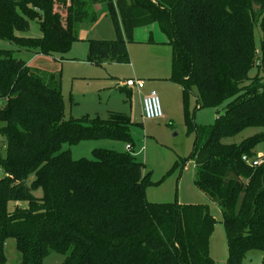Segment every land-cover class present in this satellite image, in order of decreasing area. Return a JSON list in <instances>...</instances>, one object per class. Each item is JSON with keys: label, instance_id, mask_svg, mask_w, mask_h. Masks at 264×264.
<instances>
[{"label": "trees", "instance_id": "obj_1", "mask_svg": "<svg viewBox=\"0 0 264 264\" xmlns=\"http://www.w3.org/2000/svg\"><path fill=\"white\" fill-rule=\"evenodd\" d=\"M97 3L105 4L114 37L87 39L88 62L129 63L135 29L156 23L171 48L168 80L185 99L195 93V108L222 107L205 126L186 114L196 132L193 184L220 210L225 264L264 254V161L241 159L254 157L264 132L224 141L264 127V0H0V40L62 58L80 26L97 19ZM31 19L40 36H18ZM14 51L0 48V264L8 237L20 264H42L51 251L64 255L62 264H218L209 253L216 220L207 205L148 201L149 172L132 150L96 148L89 159L62 149L101 138L133 147L130 116L65 119L60 76Z\"/></svg>", "mask_w": 264, "mask_h": 264}, {"label": "rangeland", "instance_id": "obj_2", "mask_svg": "<svg viewBox=\"0 0 264 264\" xmlns=\"http://www.w3.org/2000/svg\"><path fill=\"white\" fill-rule=\"evenodd\" d=\"M153 47L142 43H128L132 58L129 63L104 62L94 65L87 61V39L106 38L113 33V28L107 14L98 15L92 23H85L78 31L79 39L75 40L70 50L60 55H44L41 53L17 50L8 41L0 40V48L13 49L14 56L27 60L31 67L42 69L46 73H54L61 78V97L64 102V118H79L83 115L105 117L108 111L126 113L132 124L130 135L133 142L131 147L133 157L145 165L149 172L150 183L145 188L146 199L150 202L199 203L207 205L210 214L216 220L209 238L210 256L218 264H225L228 249L225 240L224 224L219 208L210 201L193 184L192 155L196 132L189 129V120L197 126L212 124L222 107H196L193 93L187 98L183 96L182 88L169 80L170 51L158 25L152 23ZM145 27V26H143ZM149 30V29H148ZM260 31L255 30V42L258 43ZM18 36L38 37L39 26L36 20H29V26ZM169 52V54H168ZM132 69L140 70L146 84L155 82L154 87L163 116L156 119H145L142 113V96L134 90L128 95L118 89L120 81L130 76ZM147 75V76H146ZM194 92V91H192ZM1 108V107H0ZM264 132V127H249L239 134L226 138L224 141L239 143L242 139ZM1 138V137H0ZM1 140V139H0ZM125 143L118 140L101 138L83 140L76 144H63L62 149H68L73 158H92L96 148H106L123 151ZM4 147L0 142V154ZM253 156H264V141L259 142L253 149ZM40 195L41 191L35 192ZM14 202L8 203L11 209ZM4 264H20V253L15 240L5 239L3 245ZM64 255L51 251L42 259V264H62ZM240 264H264V254L251 251L242 258Z\"/></svg>", "mask_w": 264, "mask_h": 264}, {"label": "built area", "instance_id": "obj_3", "mask_svg": "<svg viewBox=\"0 0 264 264\" xmlns=\"http://www.w3.org/2000/svg\"><path fill=\"white\" fill-rule=\"evenodd\" d=\"M122 85L139 91L144 87L145 81L140 78H128L122 82ZM142 113L145 119H156L163 116L159 98L154 90H150L142 96ZM124 148L131 150L128 144ZM241 159L250 166L260 165L264 161L262 157H249L247 155H242Z\"/></svg>", "mask_w": 264, "mask_h": 264}, {"label": "crops", "instance_id": "obj_4", "mask_svg": "<svg viewBox=\"0 0 264 264\" xmlns=\"http://www.w3.org/2000/svg\"><path fill=\"white\" fill-rule=\"evenodd\" d=\"M94 7L96 9L97 16L106 14V6L104 3H102V4L97 3L94 5ZM112 37H113L112 34H110L106 38H112ZM134 39H135V41L131 42V43H142V44L149 45L150 47H153V42H155L153 40V27L152 26H149V27L145 26V27L136 28L135 32H134ZM163 42L164 41H156V44L163 43ZM129 44L127 45V49H128V53H129V58H132ZM168 54H169V52H168ZM131 73L132 74L130 76H128L127 78L120 81V85H122V82L128 78L143 79L145 81V85L139 91H137L134 88H130V87H126V86L122 85V86L126 87V89L128 90L129 93H131L132 91L135 90L137 92V94L141 97V96L145 95L146 93H148L150 90H153L154 87L159 89L158 85L155 82H152L150 84H146V80L144 79L145 74H143L140 70L132 69ZM166 78H169V76Z\"/></svg>", "mask_w": 264, "mask_h": 264}, {"label": "water", "instance_id": "obj_5", "mask_svg": "<svg viewBox=\"0 0 264 264\" xmlns=\"http://www.w3.org/2000/svg\"><path fill=\"white\" fill-rule=\"evenodd\" d=\"M194 96H195V93H194Z\"/></svg>", "mask_w": 264, "mask_h": 264}]
</instances>
